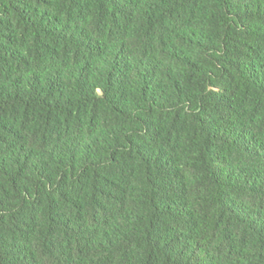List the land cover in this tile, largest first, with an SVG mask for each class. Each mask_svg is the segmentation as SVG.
Here are the masks:
<instances>
[{"label":"trees","instance_id":"obj_1","mask_svg":"<svg viewBox=\"0 0 264 264\" xmlns=\"http://www.w3.org/2000/svg\"><path fill=\"white\" fill-rule=\"evenodd\" d=\"M0 264H264V0H0Z\"/></svg>","mask_w":264,"mask_h":264}]
</instances>
